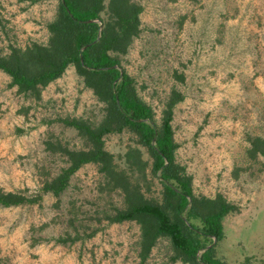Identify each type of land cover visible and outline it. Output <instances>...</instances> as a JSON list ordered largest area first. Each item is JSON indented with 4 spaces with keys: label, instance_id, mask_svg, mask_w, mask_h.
<instances>
[{
    "label": "rangeland",
    "instance_id": "1",
    "mask_svg": "<svg viewBox=\"0 0 264 264\" xmlns=\"http://www.w3.org/2000/svg\"><path fill=\"white\" fill-rule=\"evenodd\" d=\"M133 1L142 7L140 32L119 55L120 68L152 108L156 126L172 92L182 95L171 120L175 162L197 196L219 193L236 206L222 220L223 238L210 244L215 257L264 264V157L249 151L254 137L264 140V0ZM58 3L0 0V52L45 44ZM104 107L73 66L38 99L19 93L0 70V188L42 195L36 203L0 205V264H191L166 237L141 259L140 226L109 220L124 206L123 194L94 163L75 171L59 196L41 191L68 165L60 147L88 146L63 119L96 125ZM103 139L145 198L160 201L159 172H151L152 156L135 133L125 129ZM130 148L140 150L143 170L127 165Z\"/></svg>",
    "mask_w": 264,
    "mask_h": 264
},
{
    "label": "trees",
    "instance_id": "2",
    "mask_svg": "<svg viewBox=\"0 0 264 264\" xmlns=\"http://www.w3.org/2000/svg\"><path fill=\"white\" fill-rule=\"evenodd\" d=\"M141 5L133 0H59L55 18L47 25L45 44L31 42L0 52V70L19 93L38 99L41 90L59 78L69 66L83 78L105 105L100 122L91 125L82 118H65L88 142L85 149L60 147L68 165L43 183L41 191L59 196L71 175L85 163H94L111 188L123 194L124 206L115 209L111 222L135 221L141 230L140 252L145 259L159 237L169 239L174 253L191 264H224L214 255L212 242L223 238L222 220L236 209L222 194L197 196L191 177L175 162L172 111L182 99L176 91L162 111L156 126L153 110L136 93L133 79L120 68L119 55L127 52L140 32ZM105 16H103V13ZM135 133L152 156L151 172H159L160 201L145 198L127 171L118 167L114 155L104 147V136L123 130ZM249 151L264 157V140L254 137ZM128 166L143 170L147 162L138 148L124 153ZM42 195L28 196L0 188V205L9 207L36 203Z\"/></svg>",
    "mask_w": 264,
    "mask_h": 264
}]
</instances>
